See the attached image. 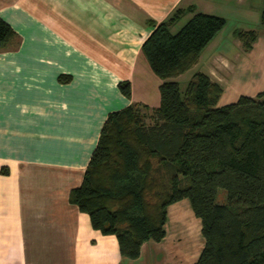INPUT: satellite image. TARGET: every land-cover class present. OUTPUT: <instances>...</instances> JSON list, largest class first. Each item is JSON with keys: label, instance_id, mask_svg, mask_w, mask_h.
<instances>
[{"label": "crops", "instance_id": "obj_1", "mask_svg": "<svg viewBox=\"0 0 264 264\" xmlns=\"http://www.w3.org/2000/svg\"><path fill=\"white\" fill-rule=\"evenodd\" d=\"M190 5L226 19L211 42L231 49H214L204 71L223 85L217 105L262 90L264 0H0V17L19 38L0 50V264H177L164 261L176 256L164 250L167 230L125 258L116 236L94 228L68 195L107 113L134 101L159 104L162 78L141 44L150 21ZM253 29L257 38L245 50L236 32ZM62 73L70 79L60 81ZM123 79L130 97L119 89Z\"/></svg>", "mask_w": 264, "mask_h": 264}, {"label": "trees", "instance_id": "obj_2", "mask_svg": "<svg viewBox=\"0 0 264 264\" xmlns=\"http://www.w3.org/2000/svg\"><path fill=\"white\" fill-rule=\"evenodd\" d=\"M149 24L141 52L162 78L160 102L150 107L134 101L107 113L68 199L88 213L94 228L114 234L121 256L130 259L140 255L144 241L165 236L168 208L188 198L204 237L188 264H264V88L217 105L223 85L207 72H194L184 89L171 78L197 63L225 26L224 17L190 5ZM259 26L264 29V5ZM236 34L245 50L257 38L254 29ZM18 41L0 17V50ZM58 79L66 82L70 74ZM118 86L130 97L129 79ZM219 188L226 192L222 201Z\"/></svg>", "mask_w": 264, "mask_h": 264}, {"label": "rangeland", "instance_id": "obj_3", "mask_svg": "<svg viewBox=\"0 0 264 264\" xmlns=\"http://www.w3.org/2000/svg\"><path fill=\"white\" fill-rule=\"evenodd\" d=\"M187 19L188 17H185V15L182 16L170 27L171 31L176 32ZM231 25L232 23L229 22V27H225V37L229 36ZM218 40L219 39H214L209 47L201 53L199 61L194 68L190 69L188 72H184L176 78L182 89H184L187 80L194 72H204L208 69L210 64L209 61L215 52L214 49L220 50L223 47H226L228 50L231 49V45L225 46V42L224 44L223 42L218 44ZM216 198L219 201L226 198V192L223 188L218 189ZM165 229L167 230L168 235L163 241L164 250L165 252L172 251L176 256L164 258V261L170 259L177 262V264H188L195 261L204 244V237L201 233L200 218L194 214L188 198L180 200L168 208Z\"/></svg>", "mask_w": 264, "mask_h": 264}]
</instances>
